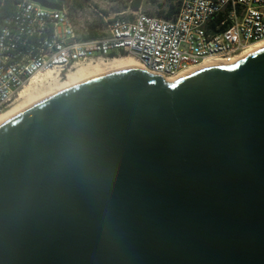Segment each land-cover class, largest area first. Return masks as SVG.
Segmentation results:
<instances>
[{
	"label": "water",
	"instance_id": "obj_1",
	"mask_svg": "<svg viewBox=\"0 0 264 264\" xmlns=\"http://www.w3.org/2000/svg\"><path fill=\"white\" fill-rule=\"evenodd\" d=\"M0 264H264V48L174 83L91 76L1 122Z\"/></svg>",
	"mask_w": 264,
	"mask_h": 264
},
{
	"label": "built area",
	"instance_id": "obj_2",
	"mask_svg": "<svg viewBox=\"0 0 264 264\" xmlns=\"http://www.w3.org/2000/svg\"><path fill=\"white\" fill-rule=\"evenodd\" d=\"M263 40L264 0H179L172 16L135 12L91 38L78 31L65 1L59 10L16 0L0 23V116L39 71L66 73L81 62L128 53L170 77Z\"/></svg>",
	"mask_w": 264,
	"mask_h": 264
},
{
	"label": "rangeland",
	"instance_id": "obj_3",
	"mask_svg": "<svg viewBox=\"0 0 264 264\" xmlns=\"http://www.w3.org/2000/svg\"><path fill=\"white\" fill-rule=\"evenodd\" d=\"M137 2H139V6L136 7ZM178 3L179 0H89L85 1L80 7L73 9L71 12L75 18L78 31L83 36H85L90 32L89 26L91 24H95L94 28L97 33L104 34L109 26V23L114 18H125L128 16V14H133L139 11L158 15H166L170 10H175ZM120 55L124 56L129 54L126 53ZM96 61L97 60L81 62L68 72L72 71L73 69L89 66L92 62V64L96 63ZM106 66L104 65L103 69L105 68L107 70L108 66ZM66 73L59 74L54 70L52 76L45 80L46 82L42 80L41 82L37 83L36 86H34L35 88L33 87V94H36L37 96L48 94V92L55 89L57 86L54 84L62 82L65 79ZM24 100L25 99L23 98H17L11 106L26 103Z\"/></svg>",
	"mask_w": 264,
	"mask_h": 264
},
{
	"label": "bare ground",
	"instance_id": "obj_4",
	"mask_svg": "<svg viewBox=\"0 0 264 264\" xmlns=\"http://www.w3.org/2000/svg\"><path fill=\"white\" fill-rule=\"evenodd\" d=\"M264 48V40L263 41H258L255 43H252L249 45V47L241 52L240 54L234 55V56H228L225 58H208L206 59L203 63H201L199 66L190 68L188 70H185L175 76H170V77H163L165 81L169 83H174L176 80L179 78L195 71L200 68H204L207 66H211L214 64H223V65H233L239 62L240 60L244 59L245 57L253 54L257 50H261ZM96 63L90 64L89 66L85 67H80L77 69H73L72 71L68 72L65 74V79L62 82H59L57 84H54L55 89L51 90L48 92V94H44L41 96H37L36 94H33V87L36 86L37 83L41 82L42 80L45 81L47 78H50L54 72V70H45V71H39L37 74H35L28 83L25 84L23 89L20 91L18 95V99H25L24 101L26 103H21L19 105H13L11 106L3 115L0 116V123L7 120L10 118L12 115H14L21 107L30 104L36 100H39L61 88H64L68 85H71L75 82H78L82 79L95 76V75H100V74H105L114 70H118L124 67H130V66H135L142 68L150 73L149 71L137 58H135L133 55H120V56H114V57H108L104 59H96ZM108 66V69L106 70L105 68L103 69V66ZM106 66V67H107ZM56 72V71H55ZM154 74V73H153ZM52 79V78H51ZM54 79V78H53ZM46 82V81H45ZM35 88V87H34ZM20 103V102H19Z\"/></svg>",
	"mask_w": 264,
	"mask_h": 264
},
{
	"label": "trees",
	"instance_id": "obj_5",
	"mask_svg": "<svg viewBox=\"0 0 264 264\" xmlns=\"http://www.w3.org/2000/svg\"><path fill=\"white\" fill-rule=\"evenodd\" d=\"M16 0H0V23L3 22V18L8 16L14 6V2ZM85 1L89 0H65V4L68 6V9L72 11L73 9L80 7ZM139 6V2L136 3V7ZM177 11V8L175 10H170L167 12L165 16H172ZM72 13V12H71ZM95 24H91L89 26L90 32L85 35L86 38L95 37L98 33L95 31ZM124 54V53H122ZM111 56H115V54H111Z\"/></svg>",
	"mask_w": 264,
	"mask_h": 264
}]
</instances>
